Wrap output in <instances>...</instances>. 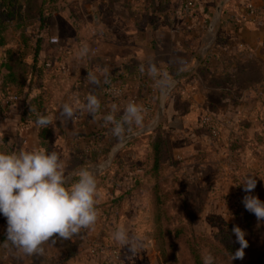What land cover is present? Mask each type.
<instances>
[{"label":"rangeland","instance_id":"obj_1","mask_svg":"<svg viewBox=\"0 0 264 264\" xmlns=\"http://www.w3.org/2000/svg\"><path fill=\"white\" fill-rule=\"evenodd\" d=\"M186 1L168 0V3H163V0H155L154 3L156 7L179 11L181 19H193L194 23H185L187 26L196 25L192 31L195 34L191 35L190 32L188 37V46L193 41H198V45L211 42L214 39L211 33L203 41L196 36L197 19L199 15L205 17L201 25L204 31L207 30L219 0H194L195 5L190 13L183 11ZM247 1L231 0L224 8L227 7L230 12L249 11ZM103 2L61 0L54 3L60 12L47 19L43 28L38 18L41 0L22 1L21 14L19 8H16L12 17L7 15L6 6L0 4V19L10 24L5 29L7 43L0 47V141L9 137L18 150L36 148L37 125L30 120H21V117H38V35L42 42L55 37L57 42L49 45L53 51L68 53L63 66L44 71L47 84L53 83L51 85L56 90L69 85L67 79L79 74L87 57L97 60L91 64L90 69L95 75L102 70L103 63H108L102 60L116 53V47L104 46L100 40L106 29L116 28L114 13L119 11L121 14V10L128 13L129 8L136 6V1L106 0L112 14L101 17ZM137 3V6H146L140 0ZM256 14L260 16L259 12ZM19 21H23L24 28L14 27ZM110 35L113 36L111 38L115 37L113 31H110ZM85 46L88 51L82 56L81 51ZM166 49L169 52L184 50L181 44L168 40L164 41L162 50ZM178 57L184 63L189 58L184 54ZM230 60L232 58L228 57L224 66L214 72L198 70L201 78L197 83L203 90L202 94H198L195 100L191 96L170 97L176 114L172 117L164 114L156 126L161 124L167 133L171 154L162 174L163 183L170 194L168 208L165 209L168 215L164 216L165 223L159 224L156 221V210L151 206L147 191L149 184L145 180H141V187L119 201L116 199L121 192L115 191L113 195L108 193L107 190L116 183H126L129 187L134 185L131 178L134 176L130 171L137 164L120 154L121 158L113 168L110 169V166V170L103 172V177L97 178L96 204L99 215L94 226L81 229L67 242L59 238L56 246L51 243L57 247L55 254L44 248L48 242L42 245L43 254L32 256H26L8 246L7 255L0 264H193L186 247V237L194 239V244L200 247L202 259L211 253L210 246L213 243L220 245L222 238L233 241L235 253L238 249L233 233L235 227L245 232V239L250 243L244 249L243 259L231 260L234 253L229 252L221 264H249L252 255L264 248V220L258 221L254 214L245 210L242 200L248 193L244 192L240 184L246 174L255 175L257 185L250 194L264 201V95L260 100L249 92L251 79L242 70L246 66L253 68L251 70L257 74L260 61L255 60L249 64L241 61L238 68L230 73V78H222L227 69L224 67ZM262 60L264 66V54ZM235 64L237 62L233 66ZM185 80L183 87L191 86L196 79ZM31 103V110H25ZM68 105L74 113L69 125L72 128L71 134L77 143L83 144L84 136L79 133L77 124L82 114V105L76 99L69 100ZM157 111L158 106L154 110L153 121ZM59 115L63 116L61 112ZM58 138L56 144L60 148L61 138ZM77 143L74 146L80 147ZM142 150L143 146L138 148V157ZM130 151L133 153L134 148L126 149L125 154ZM119 166L121 169L117 171ZM66 169L65 174L72 181L76 175L71 177ZM249 225L256 228V241L252 245ZM121 227L127 229L130 240L125 246L113 239V232Z\"/></svg>","mask_w":264,"mask_h":264},{"label":"crops","instance_id":"obj_2","mask_svg":"<svg viewBox=\"0 0 264 264\" xmlns=\"http://www.w3.org/2000/svg\"><path fill=\"white\" fill-rule=\"evenodd\" d=\"M132 1H136L135 2L136 6L129 8L128 13H126V10H121V14H119V11L116 12V14L114 13V15H116V19H115L116 28L106 29V31H104L105 32L104 37L100 40L101 41L100 43H102V45L114 46L116 47L117 51L113 55V57L104 58L102 62L105 61L108 63H103L102 70L98 73H94L99 81L98 85L90 83L89 74H92L90 69L92 66L91 64L93 62H90L89 61L90 58L88 57L87 60L83 61L79 74H76L75 76H71L70 79H67V81H70L67 87L62 86L60 90H56L52 86L53 83H51L52 85L50 83L47 84L48 79L45 78L44 71L48 70L49 68L59 69L60 66H63V64L66 63L65 60L67 59L66 56L68 53L67 52L60 53L58 51L56 52V54L49 53L50 51L45 49L46 47H50L49 46L50 43L48 42L49 40L46 42H42L41 51L40 54L38 55V59H39V65L42 66L43 75L38 77V92L41 87H46L47 89L50 90V92L54 96L53 101L51 102V106L57 112V116L54 118V123L55 121L59 120V122L63 124L64 123L67 124V128H68L66 132L67 137L66 139L61 138L60 148H58L56 144L58 142L59 136L56 135L53 138V149L59 154L61 161L64 164V168L67 167V164L65 165V160L68 158L69 155L68 148L71 149L74 143L78 142L75 141V138L71 134L72 128H70L69 126L70 123H72L71 119L59 115L62 106L68 105L69 100L76 99L78 102H80V106L82 105V114L77 124L79 125L78 126V129L80 131L79 133H82L84 138H83V144H79V143L77 144L81 145L80 147L83 150L87 149V147H89V145L93 142V139H91L92 132L96 131L97 129L103 126L107 127L109 125H112L107 123L106 121L104 124L101 122L106 115L111 113V109L113 105H116L118 107V112L116 114L117 120L120 119V116L122 115L124 109L129 103L134 102L138 105L143 106V108L145 109V113L149 112L150 109H153L154 104H152V102H150L149 100H148L149 102L147 103L146 102L143 103L138 100V96H140L141 93L139 92L138 84H134L129 87L127 86L124 87V95L122 98L114 101L110 100L108 102L100 101L101 96L99 95V90L97 89L100 86V82L105 78V75L108 73V71H110L111 69L113 70L120 69L123 65L133 61L134 59L143 58L144 49L150 46L153 40L158 43L160 48L164 47V41L167 40L168 42L171 41L172 43L181 44V47L184 48V50L182 49H178L177 51L171 50V53L177 56L182 54L187 55V57L189 56L188 61L184 63V73H189V72L195 73L198 70L200 60H202L205 57L207 51L210 49L212 44L218 38L225 39V41H221V40H220L221 42L219 41V44L220 43L222 44L217 46L219 49V55L216 56L217 59H220V55L223 56V61L228 59V57L234 59L240 53H242L243 56V63L253 62L255 60L261 62V60L263 59L264 0H248L247 2L249 4L247 7L249 8V11H243V12L234 11V10L232 12L227 11L224 15H222L219 24L216 25L215 29L217 30V36L211 42L208 43L202 42V45L201 44L198 45L197 43L198 41H193L190 42L189 46L187 40L190 35V32L191 35L195 34L192 33V31L196 27V25L187 26V24L185 25V23L186 22L189 23L190 21L194 23L193 19L191 20L190 18H184V17L181 19L179 11H175V10L170 11L169 9L163 7L152 8L150 5L153 0H140V2H142L141 4L146 6H140V4L137 6L138 0H132ZM102 9L103 11L101 17H103V15L105 17L108 14H112V9L108 8L106 0H104L103 2ZM258 12L260 13V16L256 14ZM200 16L201 15H199L197 19L198 25H197L196 33L201 32L199 37L203 41V38H206L208 35H210V32L208 31V25H207V30L205 31L203 30L204 27L201 25V23L205 21L204 19L205 17H200ZM149 17L152 18L149 19ZM110 31L114 32L115 34L114 38H111L112 35H110ZM195 55H198V57L194 58ZM260 62H259V66H260L259 69L264 76V66H262L263 63ZM164 65H166V60L163 57H161V59L159 60L160 69L163 68ZM105 70L107 71L105 72ZM179 77H180V81L178 83H180L181 86L182 85L184 86V82L186 80L181 76ZM172 79L169 82H171ZM195 79H196L195 83H191V86L188 87L185 86L181 88V94H182L181 97L184 98V96H191L193 100H195L197 97H199L200 94H202L203 90L202 88L199 87L197 83V81L199 82V79L196 77ZM78 81H82L83 84L86 86L87 88L86 94L79 93V91L72 92V88L75 86V84ZM175 87L173 88V90L175 89ZM173 90L165 100L164 114L168 115L169 117H172L174 116V114H176V109L173 108L174 107L172 103L173 100L170 99V97L176 96V95H172ZM89 95H95L101 103L100 110L94 115L90 114L85 107ZM151 95H153V91L151 92ZM59 97H61L60 101H59ZM147 104L149 105L147 106L148 109L146 110L145 105ZM152 122L153 119L143 123V127L139 126L137 130L133 131V132L141 131V133L136 137H132L130 142L135 138L141 139L146 134L154 131V130L151 131L148 130L150 127H152ZM126 135H124V137ZM124 137L122 139H124ZM122 139H120L119 141H121ZM36 140H37L36 148L37 147L41 148L37 136H36ZM145 141L146 140L143 139V144L141 145L135 144L126 147L130 143L129 142L127 145H125L120 151H118L115 154L114 156L115 158L113 159L111 168L110 167L109 168L112 169V166L115 165L116 162L114 163V161L116 160L117 156H119L120 154L121 156H124L122 155L124 154L122 150H124L125 147L126 149L131 147L134 148V152H133L134 154L129 153L128 155L129 157H127V159H132L135 164L136 159L138 158L137 155L138 148L143 146V150L140 151V153H143L145 151V147L147 146L145 144ZM80 142H82V140H80ZM98 163L100 162L90 163L86 166L89 167L91 171L97 174V178L100 177L101 174H104V173H98V165H99ZM77 170H80V168ZM74 171H72L71 174ZM141 171L142 169L137 165L136 168H133L130 171V174L136 176L139 175ZM126 185H127L126 183H116L115 185L110 187L107 191L108 193H111L113 195L115 191L118 193L126 189L128 190L129 186ZM5 239H6V219L2 215H0V262L4 260V257H6L7 247L10 246L7 245Z\"/></svg>","mask_w":264,"mask_h":264},{"label":"trees","instance_id":"obj_3","mask_svg":"<svg viewBox=\"0 0 264 264\" xmlns=\"http://www.w3.org/2000/svg\"><path fill=\"white\" fill-rule=\"evenodd\" d=\"M24 0H0V4L6 6L5 11L7 10L9 17H12L16 13L15 9L19 8V13L21 14L20 3ZM61 0H41V3L38 5V18L40 19L41 28L46 26L47 19L59 13L60 10L57 8L54 3H57ZM155 0L152 1L151 7H156ZM163 3H168V0H163ZM224 8L222 15H224L228 9ZM8 17V16H7ZM23 21H19L17 24H14L15 28L23 27ZM223 22V21H222ZM223 24V23H222ZM9 23H4L0 19V47L4 46L7 43V36L5 34L6 27H9ZM24 28V27H23ZM22 28V29H23ZM7 32V31H6ZM201 32H197L196 36H200ZM23 37V33L21 34ZM219 39L212 44L210 49L207 51L205 57L200 60L198 70L204 71H217V69L224 66L223 56L220 55V59H217L216 56L219 55ZM221 42V41H220ZM42 38L38 35V55L41 51ZM156 41H152L151 45L144 49V56L140 59H134L133 61L123 65L120 69H111L105 75V78L100 82V86L97 88L99 90V95L101 96V102L110 101L106 95L104 94V89L109 86H119V87H129L134 84H138L140 96H138V100L143 103L152 102L154 104L153 109L149 112L145 113L144 121L148 122L152 120V116L154 115V110L158 106L159 93L162 91L161 86L157 83V81H170L174 76H181L184 79H200L201 77L198 75V70L195 73H184V62L179 59V57L171 51L169 52L162 50ZM50 51L49 53L56 54L57 51H53L51 47L47 49ZM52 54V55H53ZM238 56V57H237ZM234 59L228 61L224 68H227L223 73L222 78H230L234 69L238 68L240 62H243L242 53L238 54ZM163 57L166 60V65L160 69L159 60ZM198 55H195L194 58H197ZM241 58V60H240ZM95 58H90V62H94ZM97 61V60H96ZM237 62L236 66L233 64ZM249 64V62H247ZM223 65V66H222ZM151 67H155L157 72L155 75L150 71ZM246 66L242 67L244 75L248 79H251V85H249V92L257 96L260 100L264 95V76L261 73L260 69L257 70V74H254V71ZM43 75L42 66L39 65L38 59V77ZM259 75V76H258ZM258 76V77H257ZM258 87V89H255ZM181 86L178 83L173 90L172 95H176V97H181ZM5 89V87H3ZM79 91V93L86 94L87 88L83 84L82 81H78L75 86L72 88V92ZM153 91V95L151 92ZM53 94L46 87H41L38 92V117L36 116H24L22 115L21 120H30L35 122L41 116L46 117L50 123L46 127L37 126V139H39V145L41 148H45L48 151H55L53 149V138L58 135L62 139H66L67 137V124H63L61 122L55 121L54 118L57 116L56 110L51 106V102L53 101ZM182 98V97H181ZM61 97H59L60 101ZM149 100V101H148ZM33 103V102H32ZM32 103L25 107V110H31ZM101 105V103H100ZM145 105L146 110L148 109ZM96 114V113H95ZM105 118L102 119L101 123H105ZM113 125H109L107 127L103 126L96 131L91 133L93 138V142L87 147V149L83 150L81 147H76L73 145L71 149L68 148V158L65 160L67 164L66 172L69 174L72 171L86 167L90 163L101 162L109 153L111 147H113L120 139L124 137V135L131 133L139 128V126L132 125L126 126L125 132L123 136L117 137L113 134L112 131ZM143 139H145V151L141 154L140 157L136 159L135 164H137L141 169V174L136 175L133 178L134 185L130 186L129 189L121 191L120 195H117L118 198L116 201L123 199L134 189H138L141 187V180H145L144 182L148 183L147 191L150 195L151 206L154 210H156L157 223L163 224L165 223L164 216L167 217V213H165V209L168 208L167 203L170 200V194H168V190L166 189L162 174H164L165 168L168 166V161L170 159V148L168 142V135L164 131L163 126L160 124L154 131L146 134L141 139L135 138L133 139L126 147L130 145H141L143 144ZM88 146V145H87ZM122 150L125 154V150ZM19 151L15 148L14 143L9 137H5L0 141V151ZM56 152V151H55ZM57 153V152H56ZM128 153H132L131 151ZM128 153L124 156L129 157ZM132 157V155H131ZM121 158L120 156L116 157L114 163ZM121 166V165H120ZM119 166V167H120ZM113 168V166H112ZM121 167L117 170L119 171ZM105 175L102 174L100 177ZM76 177L72 180L74 182ZM128 186V185H126ZM138 187V188H137ZM177 230V229H176ZM248 231L250 232L249 237H251V245L254 243L256 236V228L253 225L248 226ZM72 238V237H71ZM59 240L58 236H53L50 238L48 245L44 247L47 252L55 254L57 251L56 243ZM69 239H65L67 242ZM51 243H54L53 247ZM186 247L188 249L189 255L191 257L193 264H203V259L200 252V247L195 245L194 239L190 237H186L185 239ZM195 243V244H194ZM250 243V242H248ZM236 246L239 248V243L236 240ZM211 254L214 257L215 264H221L223 262L224 257L228 255L229 252L234 253V244L230 239L222 238L220 240V245L217 243H213L210 246ZM74 252V251H73ZM68 255H71L68 253ZM249 264H264V248L260 249L256 253H254L249 261Z\"/></svg>","mask_w":264,"mask_h":264},{"label":"clouds","instance_id":"obj_4","mask_svg":"<svg viewBox=\"0 0 264 264\" xmlns=\"http://www.w3.org/2000/svg\"><path fill=\"white\" fill-rule=\"evenodd\" d=\"M87 51L85 46L81 55ZM150 71L153 75L157 72L155 67H151ZM89 80L92 84H99L95 75L89 74ZM157 83L162 92L172 86L166 80H158ZM85 107L94 115L101 108L100 101L95 95H89ZM61 112L65 118H71L74 114L69 105H63ZM117 112L118 107L113 105L111 113L105 116L106 122L113 125L115 136H123L126 126L143 127V106L129 103L119 120L116 119ZM35 123L38 127H46L50 121L41 116ZM254 177L246 174L240 184L244 192L248 193L242 203L245 210L260 221L264 220V201L250 194L257 185ZM97 196V174L89 167H83L76 174L74 182L70 181L55 151L39 147L0 151V215L6 219L5 240L7 245L26 256L43 254L42 245L54 235L69 239L81 229L94 226L99 215ZM233 233L240 247L231 255V260L243 259L244 249L248 246L245 232L235 227ZM113 239L122 246L130 243L128 231L124 227L113 232ZM203 264H215L211 253L203 256Z\"/></svg>","mask_w":264,"mask_h":264},{"label":"water","instance_id":"obj_5","mask_svg":"<svg viewBox=\"0 0 264 264\" xmlns=\"http://www.w3.org/2000/svg\"><path fill=\"white\" fill-rule=\"evenodd\" d=\"M230 1L231 0H219L215 6L213 18L211 19V22L208 25V31L211 33V36L213 38H215L217 35V31H216V29H214V27L217 23H219L221 21L223 8ZM179 81H180L179 76L174 77L171 81L172 86L170 88H165L163 90V92L162 91L160 92L159 101H158V103H159L158 104V111L155 114L154 121L152 122V127H150L148 129L149 131L154 130L156 128V126L158 125V122L160 121V119L162 118V116L165 113V100ZM140 133H141V131H136V132L130 133V134L126 135L124 137V139H122L120 142H118L115 146H113L110 149L105 161H103L102 163H100L98 165V173H103L104 171H106L112 165L115 154L118 151H120L125 145H127L130 142L132 137H136ZM78 172H79V170L74 171L71 174V177L76 175Z\"/></svg>","mask_w":264,"mask_h":264},{"label":"built area","instance_id":"obj_6","mask_svg":"<svg viewBox=\"0 0 264 264\" xmlns=\"http://www.w3.org/2000/svg\"><path fill=\"white\" fill-rule=\"evenodd\" d=\"M195 3L194 0H188L185 2L184 6H183V11L185 13L187 12H191L192 8L194 7ZM57 39L55 37H51L49 38V43L53 44L56 43ZM104 94L106 95V97L109 100H117L123 97L124 95V88L122 87H117V86H109L107 88L104 89Z\"/></svg>","mask_w":264,"mask_h":264}]
</instances>
